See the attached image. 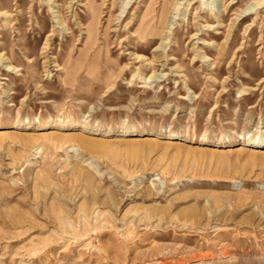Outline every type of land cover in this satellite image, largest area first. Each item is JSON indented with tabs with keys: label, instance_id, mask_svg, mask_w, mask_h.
Instances as JSON below:
<instances>
[{
	"label": "rangeland",
	"instance_id": "rangeland-1",
	"mask_svg": "<svg viewBox=\"0 0 264 264\" xmlns=\"http://www.w3.org/2000/svg\"><path fill=\"white\" fill-rule=\"evenodd\" d=\"M0 133V264H264V0H0Z\"/></svg>",
	"mask_w": 264,
	"mask_h": 264
},
{
	"label": "bare ground",
	"instance_id": "bare-ground-1",
	"mask_svg": "<svg viewBox=\"0 0 264 264\" xmlns=\"http://www.w3.org/2000/svg\"><path fill=\"white\" fill-rule=\"evenodd\" d=\"M98 130V129H97ZM9 131V130H8ZM110 132V131H109ZM53 133V131H49L48 133H46V134H52ZM1 134V133H0ZM44 134V133H43ZM262 144H264V143H262ZM263 146V145H262ZM235 150H245V147L244 146H242V145H240V146H238L237 147V149H235ZM257 150V152H264V151H259V150H264V147H262V148H259V149H256Z\"/></svg>",
	"mask_w": 264,
	"mask_h": 264
}]
</instances>
